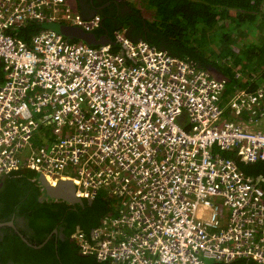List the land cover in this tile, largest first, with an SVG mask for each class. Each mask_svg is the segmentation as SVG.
<instances>
[{
    "label": "built area",
    "instance_id": "built-area-1",
    "mask_svg": "<svg viewBox=\"0 0 264 264\" xmlns=\"http://www.w3.org/2000/svg\"><path fill=\"white\" fill-rule=\"evenodd\" d=\"M75 5L0 0V178L28 169L70 181L77 197H112L113 212L71 235L101 262L264 264L263 179L221 154L264 161V83L221 101L225 76L123 30L102 45L10 33L49 21L97 29L100 16Z\"/></svg>",
    "mask_w": 264,
    "mask_h": 264
},
{
    "label": "trees",
    "instance_id": "trees-1",
    "mask_svg": "<svg viewBox=\"0 0 264 264\" xmlns=\"http://www.w3.org/2000/svg\"><path fill=\"white\" fill-rule=\"evenodd\" d=\"M141 4L147 13H151L149 18H144L149 30L147 35L151 36L143 40L175 57L215 67L227 79L221 101H225L235 88L252 89L264 83V0H141ZM136 10L142 13L139 8ZM252 27L258 30L250 35ZM44 29L41 24L31 23L10 33L28 42L33 34ZM94 32L99 35L103 30L97 28ZM221 154L235 160L245 174L264 178V161L244 163L234 151H223ZM27 172L36 175L27 169L15 173ZM261 186L264 190V181H261ZM112 200L101 192L95 199L86 201L93 204L94 212L91 220L87 218L85 221L89 226L82 225L81 221L68 234L71 235L75 229L88 232L98 225L105 215L114 211ZM72 245L73 256L66 258L69 264H112L82 254L74 242ZM218 264L257 263L236 259Z\"/></svg>",
    "mask_w": 264,
    "mask_h": 264
},
{
    "label": "flooded vegetation",
    "instance_id": "flooded-vegetation-1",
    "mask_svg": "<svg viewBox=\"0 0 264 264\" xmlns=\"http://www.w3.org/2000/svg\"><path fill=\"white\" fill-rule=\"evenodd\" d=\"M75 1L83 16H100L98 28L103 33L99 35L112 39L117 30H123L133 41L151 36L147 35L142 14L128 0ZM93 214L91 202L72 203L49 197L30 172L4 174L0 178V264H69L66 258L72 257L74 250L68 233L81 221L89 226L85 221Z\"/></svg>",
    "mask_w": 264,
    "mask_h": 264
},
{
    "label": "water",
    "instance_id": "water-1",
    "mask_svg": "<svg viewBox=\"0 0 264 264\" xmlns=\"http://www.w3.org/2000/svg\"><path fill=\"white\" fill-rule=\"evenodd\" d=\"M41 26L45 29L52 30L58 34H61L68 40H82L88 45H102L106 43H113L110 36L106 34L98 35L93 31H87L79 26H72L60 22H44ZM207 70L214 75V77H224L215 67H208ZM38 180L43 186V191L49 197H56L70 201L72 203H81L90 201L89 199H84L77 197L74 194V187L70 181L61 180L56 186H51L47 183L42 175H37Z\"/></svg>",
    "mask_w": 264,
    "mask_h": 264
},
{
    "label": "rangeland",
    "instance_id": "rangeland-1",
    "mask_svg": "<svg viewBox=\"0 0 264 264\" xmlns=\"http://www.w3.org/2000/svg\"><path fill=\"white\" fill-rule=\"evenodd\" d=\"M130 5L132 7H135V9H140L141 10V14H142V18H149V16H151V13H147V10L143 8L142 4H141V0H128ZM258 29L256 27H252L251 30H250V35H253ZM116 201L112 203V206L113 207H116Z\"/></svg>",
    "mask_w": 264,
    "mask_h": 264
},
{
    "label": "crops",
    "instance_id": "crops-1",
    "mask_svg": "<svg viewBox=\"0 0 264 264\" xmlns=\"http://www.w3.org/2000/svg\"><path fill=\"white\" fill-rule=\"evenodd\" d=\"M75 0H73V4H75ZM75 6H77V3H76V5ZM76 8V7H75ZM77 10H79V8H78V6H77V8H76ZM79 12H80V10H79ZM81 13V12H80ZM84 17H86V16H84Z\"/></svg>",
    "mask_w": 264,
    "mask_h": 264
},
{
    "label": "clouds",
    "instance_id": "clouds-1",
    "mask_svg": "<svg viewBox=\"0 0 264 264\" xmlns=\"http://www.w3.org/2000/svg\"><path fill=\"white\" fill-rule=\"evenodd\" d=\"M75 230H77V229H75ZM79 230H81V229H79ZM73 233H74V232H73ZM73 233H72V234H73ZM72 234H71V235H72ZM72 239H73V238H72ZM73 242H74V240H73ZM74 243H75V242H74ZM75 245H76V243H75ZM76 246H77V245H76ZM77 248H78V246H77ZM78 250H79V248H78ZM79 251H80V250H79Z\"/></svg>",
    "mask_w": 264,
    "mask_h": 264
}]
</instances>
